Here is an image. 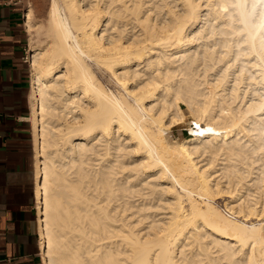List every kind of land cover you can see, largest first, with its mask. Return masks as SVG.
Masks as SVG:
<instances>
[{
  "label": "bare ground",
  "instance_id": "bare-ground-1",
  "mask_svg": "<svg viewBox=\"0 0 264 264\" xmlns=\"http://www.w3.org/2000/svg\"><path fill=\"white\" fill-rule=\"evenodd\" d=\"M25 19L43 264H264V0Z\"/></svg>",
  "mask_w": 264,
  "mask_h": 264
},
{
  "label": "crops",
  "instance_id": "crops-1",
  "mask_svg": "<svg viewBox=\"0 0 264 264\" xmlns=\"http://www.w3.org/2000/svg\"><path fill=\"white\" fill-rule=\"evenodd\" d=\"M24 9L0 0V264H43Z\"/></svg>",
  "mask_w": 264,
  "mask_h": 264
},
{
  "label": "rangeland",
  "instance_id": "rangeland-1",
  "mask_svg": "<svg viewBox=\"0 0 264 264\" xmlns=\"http://www.w3.org/2000/svg\"><path fill=\"white\" fill-rule=\"evenodd\" d=\"M24 12L31 8L33 11V21L36 24V30L34 31L33 37L36 44H44L47 41V37L45 34L46 22L48 19V11L50 7V0H23L22 4L20 5ZM27 28V27H26ZM27 32V31H26ZM30 35L27 32V53H26V60L28 64H30L28 56L30 54V47L29 45ZM30 67V65H29ZM31 73V67H30ZM183 111L186 115L185 121L182 124L172 126L169 131V135L172 139L175 138H182L188 135V127L190 123V113L185 105H182ZM177 140V139H175Z\"/></svg>",
  "mask_w": 264,
  "mask_h": 264
},
{
  "label": "built area",
  "instance_id": "built-area-1",
  "mask_svg": "<svg viewBox=\"0 0 264 264\" xmlns=\"http://www.w3.org/2000/svg\"><path fill=\"white\" fill-rule=\"evenodd\" d=\"M4 1H7V2L13 3V4H17V5H21L23 0H4ZM0 123H1V115H0ZM187 131H188V134H189L190 133L189 130H187Z\"/></svg>",
  "mask_w": 264,
  "mask_h": 264
}]
</instances>
